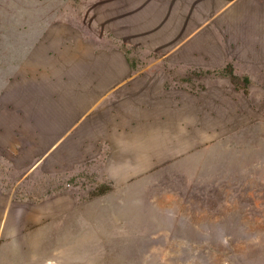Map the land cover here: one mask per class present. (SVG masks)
Instances as JSON below:
<instances>
[{
  "label": "rangeland",
  "instance_id": "1",
  "mask_svg": "<svg viewBox=\"0 0 264 264\" xmlns=\"http://www.w3.org/2000/svg\"><path fill=\"white\" fill-rule=\"evenodd\" d=\"M233 1L0 0V264H264Z\"/></svg>",
  "mask_w": 264,
  "mask_h": 264
},
{
  "label": "crops",
  "instance_id": "2",
  "mask_svg": "<svg viewBox=\"0 0 264 264\" xmlns=\"http://www.w3.org/2000/svg\"><path fill=\"white\" fill-rule=\"evenodd\" d=\"M232 9L234 15L230 13ZM227 12L230 49L234 46L242 57L264 61V0H235L228 5Z\"/></svg>",
  "mask_w": 264,
  "mask_h": 264
},
{
  "label": "bare ground",
  "instance_id": "3",
  "mask_svg": "<svg viewBox=\"0 0 264 264\" xmlns=\"http://www.w3.org/2000/svg\"><path fill=\"white\" fill-rule=\"evenodd\" d=\"M258 140H259V139H258ZM258 144H259V143H258ZM258 144H257V145H258ZM254 149H255V148H254ZM250 150H251V148H250Z\"/></svg>",
  "mask_w": 264,
  "mask_h": 264
}]
</instances>
